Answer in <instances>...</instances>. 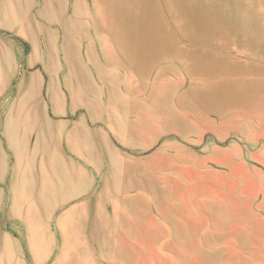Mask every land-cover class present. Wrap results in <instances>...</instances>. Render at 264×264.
Instances as JSON below:
<instances>
[{
    "label": "rangeland",
    "instance_id": "rangeland-1",
    "mask_svg": "<svg viewBox=\"0 0 264 264\" xmlns=\"http://www.w3.org/2000/svg\"><path fill=\"white\" fill-rule=\"evenodd\" d=\"M11 112L31 153L82 120L95 129L94 163L76 158L95 183V240L82 233L63 264H264V0H0L4 221L23 171ZM60 145L43 147L71 154ZM54 226L40 259L29 233L1 231L0 264H54Z\"/></svg>",
    "mask_w": 264,
    "mask_h": 264
},
{
    "label": "crops",
    "instance_id": "crops-1",
    "mask_svg": "<svg viewBox=\"0 0 264 264\" xmlns=\"http://www.w3.org/2000/svg\"><path fill=\"white\" fill-rule=\"evenodd\" d=\"M20 101L17 104L27 103ZM14 115L13 112L8 114L6 132L9 143L16 145L15 169H23V171L13 180L14 191L9 200V212L5 221L0 218V232L10 234L16 230L26 231L30 234L26 247L35 250L36 255L37 250H45L49 247L50 239L47 234L53 220L55 231L61 234L60 250L82 248L86 241L82 233H92L87 241L88 246L91 244L90 241L95 240L97 197L94 180L90 178L89 165L79 163L76 158L81 155L84 162L94 163L95 129L82 120L75 128L67 130L66 135L61 138L38 137L31 153L25 151V146L29 143V135L22 132L29 127L26 124L27 120L25 116L22 120ZM64 126L68 127L65 122ZM61 143L69 146L70 155L66 152L62 153L59 149H55L56 147L48 151L44 150L46 145L60 147ZM41 154L42 161L39 159ZM29 169L33 172L47 169L48 173L41 171L42 175L37 177L38 181L36 176H31L25 171ZM3 239L9 261L18 254V246L10 235L3 236ZM62 253L61 258L54 264H63V258L68 253L66 254L64 250ZM40 257L41 255L37 254V258Z\"/></svg>",
    "mask_w": 264,
    "mask_h": 264
},
{
    "label": "bare ground",
    "instance_id": "bare-ground-1",
    "mask_svg": "<svg viewBox=\"0 0 264 264\" xmlns=\"http://www.w3.org/2000/svg\"><path fill=\"white\" fill-rule=\"evenodd\" d=\"M123 18H124V16H123ZM198 25V24H197ZM209 95V94H208ZM212 97V96H211ZM213 98V97H212ZM206 99V98H205ZM204 100V99H203Z\"/></svg>",
    "mask_w": 264,
    "mask_h": 264
}]
</instances>
